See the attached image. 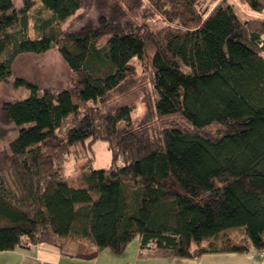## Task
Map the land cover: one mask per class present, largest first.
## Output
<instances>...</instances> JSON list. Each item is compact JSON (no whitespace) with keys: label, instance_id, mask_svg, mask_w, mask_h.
Listing matches in <instances>:
<instances>
[{"label":"trees","instance_id":"obj_1","mask_svg":"<svg viewBox=\"0 0 264 264\" xmlns=\"http://www.w3.org/2000/svg\"><path fill=\"white\" fill-rule=\"evenodd\" d=\"M243 1L252 14L222 0L204 17L198 0H140V22L100 14L68 29L88 0H0V81L21 55L52 50L74 73L59 91L17 77L32 94L1 107L0 138L18 132L0 147V251L74 238L88 260L135 240L143 260L264 252V0ZM134 57L158 93V135L134 124V105L109 107ZM70 116L65 148L45 154ZM97 141L108 167L80 156ZM73 158L85 187L68 183Z\"/></svg>","mask_w":264,"mask_h":264},{"label":"rangeland","instance_id":"obj_2","mask_svg":"<svg viewBox=\"0 0 264 264\" xmlns=\"http://www.w3.org/2000/svg\"><path fill=\"white\" fill-rule=\"evenodd\" d=\"M221 1L222 0H198L197 6L201 14L207 17L212 12L213 8ZM225 4L234 6L238 14L242 17L243 14L247 15L253 13L248 3L243 0H225ZM100 14L115 19L125 18L134 22H140L142 20L140 0H88V7L81 10L75 17L69 19L64 24V27L68 29L78 28L87 21H90L91 24H95ZM149 24L153 31L168 25L162 20L150 21ZM104 41L105 38H103L102 43ZM132 63L137 67L136 75L131 76L112 90L109 95L111 99L109 107L112 110H116L125 105H134L135 110L132 114L134 124L147 125L153 135L161 134L163 126L158 121L156 113L158 93L144 77L139 59L134 57ZM17 77L26 78L31 83L40 87L41 90L49 88L59 91L71 83L74 73L70 71L67 64L56 50L42 55H21L13 66L12 75L0 81V110L5 101H17L27 98L32 94V87L17 85ZM94 104V102H90V105ZM84 113L85 111H82L79 117L83 116ZM72 121L73 117L70 116L67 121L56 130V137L42 144V151L45 154L58 152L65 148V145L62 144L65 140L64 136L71 127L78 125L77 120ZM110 121L114 123V116L110 117ZM17 132V130L10 131L4 139L0 138V147L5 146V144L15 138ZM6 146H8V144ZM79 148L81 149L80 156L86 158V160L90 157H94V168H105L110 166L111 153L106 142L97 141L93 143L92 146L80 145L78 149ZM70 149L73 151L77 149V147L70 146ZM75 155H78V152L72 153L71 157ZM86 160L75 163L73 158V160L66 162L65 170L69 175L68 183L70 185L74 187L86 186L84 178L81 177L82 173L86 172V169L83 168ZM241 235L242 233L238 229L232 230L229 234L234 244L239 243ZM136 243H138V240H135L132 244L136 245ZM250 253L258 254L259 252L252 251Z\"/></svg>","mask_w":264,"mask_h":264},{"label":"crops","instance_id":"obj_3","mask_svg":"<svg viewBox=\"0 0 264 264\" xmlns=\"http://www.w3.org/2000/svg\"><path fill=\"white\" fill-rule=\"evenodd\" d=\"M132 243L122 256H117L111 247H107L100 251L94 259L88 260L75 256L79 243L74 238H69L63 251L55 245L46 243L36 244L28 249L0 251V264H39L40 261L47 264H264V260L259 263L253 262L249 259L248 253L244 252L211 253L194 259L143 260L138 258L139 241L136 245Z\"/></svg>","mask_w":264,"mask_h":264},{"label":"built area","instance_id":"obj_4","mask_svg":"<svg viewBox=\"0 0 264 264\" xmlns=\"http://www.w3.org/2000/svg\"><path fill=\"white\" fill-rule=\"evenodd\" d=\"M248 257L253 262L259 263L260 261L264 260V252H259L258 254L249 252ZM39 264H47V263L44 261H40Z\"/></svg>","mask_w":264,"mask_h":264}]
</instances>
